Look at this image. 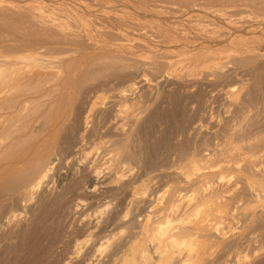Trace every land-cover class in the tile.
I'll list each match as a JSON object with an SVG mask.
<instances>
[{
	"label": "rangeland",
	"instance_id": "1",
	"mask_svg": "<svg viewBox=\"0 0 264 264\" xmlns=\"http://www.w3.org/2000/svg\"><path fill=\"white\" fill-rule=\"evenodd\" d=\"M229 136L264 150V0H0V264H137L145 208ZM227 178L169 264H264V197Z\"/></svg>",
	"mask_w": 264,
	"mask_h": 264
},
{
	"label": "bare ground",
	"instance_id": "2",
	"mask_svg": "<svg viewBox=\"0 0 264 264\" xmlns=\"http://www.w3.org/2000/svg\"><path fill=\"white\" fill-rule=\"evenodd\" d=\"M205 55L206 54H204V56ZM180 60L181 59H178V61ZM209 61L205 59L201 62V66L206 67L211 62ZM92 104H95V102ZM61 105H63V103ZM62 109L59 105V107L55 111H53L55 113H57V111H60L59 113L62 114ZM61 114L59 115L61 116ZM53 115L54 114L52 113V116ZM116 116H120V114H117ZM55 117L57 119L58 114L57 116H54V120H56ZM55 126L56 125H54V127ZM49 127L51 126L49 125ZM47 129L46 131L49 130ZM230 137L231 136H229L225 144L226 146L228 145L229 148L226 147L228 149L225 150V148L224 151L223 147L220 146L221 149L218 150L220 152H218V154L216 155L217 157H213L209 154L200 156L196 154L187 157L186 164L183 167L179 168L178 171L182 178V180L179 181L180 185L187 186V192L184 193L179 190H175L174 192L169 193L167 197L163 195V193L158 194L156 195V197H154V201L147 208H145L146 210H148V213L144 214V218L140 215L143 219L141 220L140 217V220L142 222L140 223L141 226L139 225L140 228H137L139 229V232L137 235L138 239L135 242L136 245L134 246V248L131 247L133 249L130 253L131 261H138L137 264H169L174 257H180L181 255H184V253L186 258L190 257L191 252L196 250L203 242L202 238H204L203 236L206 235V232L212 229L219 230V226L223 223L222 219L225 220L226 218H229L224 217L227 216V213L229 212V209L227 210L229 205L227 201L232 200L233 203L238 201V195V197L236 196L237 198L233 197V192V195H229L230 192L235 188H230L229 190L225 191L222 190L221 192L212 189L215 183H221V181L223 182L226 177H229L227 178L228 180L235 176L242 178L246 183L247 191L250 192L248 194H252L256 198V201L258 199L261 200V198L264 197V174H262L263 172H261V161L257 162L259 161L258 158L264 154V150L263 152H254L252 150L244 151L245 148L242 149L243 147L237 144L238 142H242L244 140H235L231 139L232 137ZM250 140L248 142H250ZM235 156L238 158H236ZM15 157L16 158H14V160H18V158L20 157L22 159L23 156L16 155ZM50 164L51 163L47 164L42 169L38 177L36 176L38 180L31 184L27 188V190H25L27 194L30 191L34 190L35 187L41 182V180L47 176L51 169ZM110 167L111 165H107L106 168L109 169ZM257 176L260 178H258ZM115 177L119 178L120 176L116 175ZM95 187L96 186L93 185L92 190H94ZM132 188H136V186H133ZM227 193H229V196L227 195ZM186 238H188L187 241L189 242V245L187 246L185 245L186 242L184 240H181Z\"/></svg>",
	"mask_w": 264,
	"mask_h": 264
}]
</instances>
